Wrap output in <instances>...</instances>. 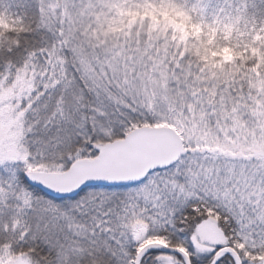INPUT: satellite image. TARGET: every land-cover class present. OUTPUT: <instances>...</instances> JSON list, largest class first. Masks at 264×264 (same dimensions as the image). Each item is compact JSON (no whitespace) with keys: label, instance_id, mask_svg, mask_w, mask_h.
<instances>
[{"label":"snow or ice","instance_id":"6c2138e0","mask_svg":"<svg viewBox=\"0 0 264 264\" xmlns=\"http://www.w3.org/2000/svg\"><path fill=\"white\" fill-rule=\"evenodd\" d=\"M0 264H264V0H0Z\"/></svg>","mask_w":264,"mask_h":264}]
</instances>
